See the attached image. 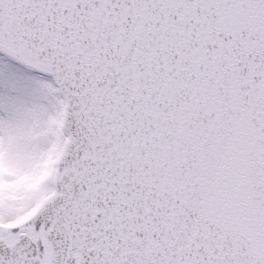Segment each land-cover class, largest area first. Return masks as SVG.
Returning a JSON list of instances; mask_svg holds the SVG:
<instances>
[{"label":"snow or ice","instance_id":"obj_1","mask_svg":"<svg viewBox=\"0 0 264 264\" xmlns=\"http://www.w3.org/2000/svg\"><path fill=\"white\" fill-rule=\"evenodd\" d=\"M0 264H264V0H0Z\"/></svg>","mask_w":264,"mask_h":264}]
</instances>
